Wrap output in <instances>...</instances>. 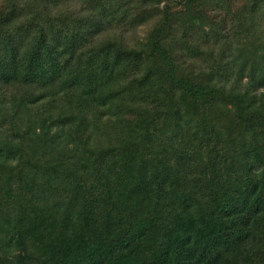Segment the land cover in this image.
<instances>
[{
  "label": "trees",
  "instance_id": "16d2710c",
  "mask_svg": "<svg viewBox=\"0 0 264 264\" xmlns=\"http://www.w3.org/2000/svg\"><path fill=\"white\" fill-rule=\"evenodd\" d=\"M0 264H264V0H0Z\"/></svg>",
  "mask_w": 264,
  "mask_h": 264
}]
</instances>
